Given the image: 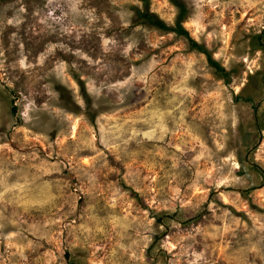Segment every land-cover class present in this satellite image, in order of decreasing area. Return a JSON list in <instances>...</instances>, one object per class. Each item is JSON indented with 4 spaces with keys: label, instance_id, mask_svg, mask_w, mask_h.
<instances>
[{
    "label": "rangeland",
    "instance_id": "obj_1",
    "mask_svg": "<svg viewBox=\"0 0 264 264\" xmlns=\"http://www.w3.org/2000/svg\"><path fill=\"white\" fill-rule=\"evenodd\" d=\"M0 264H264V0H0Z\"/></svg>",
    "mask_w": 264,
    "mask_h": 264
},
{
    "label": "trees",
    "instance_id": "obj_2",
    "mask_svg": "<svg viewBox=\"0 0 264 264\" xmlns=\"http://www.w3.org/2000/svg\"><path fill=\"white\" fill-rule=\"evenodd\" d=\"M176 6L179 9V13L177 16V20H176V24H175L174 29L168 28L161 20L157 19L155 16H153L152 14H149L146 11H144L140 14L137 13V17L140 20H142L143 22L147 23L149 26L154 27L160 31H170V32H175L179 36H183V35L186 36V33L181 28V20L184 16L185 12L183 11V7L180 4H176ZM189 43H190V46L192 49L197 50L198 52H200L206 56L207 62L209 63L210 66H213L214 68H216L218 70V72L221 71L219 66L211 59L208 52L204 48L198 46L194 41H189Z\"/></svg>",
    "mask_w": 264,
    "mask_h": 264
}]
</instances>
